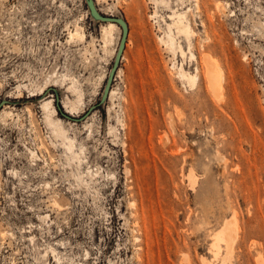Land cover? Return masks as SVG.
Wrapping results in <instances>:
<instances>
[{
  "label": "rangeland",
  "instance_id": "rangeland-1",
  "mask_svg": "<svg viewBox=\"0 0 264 264\" xmlns=\"http://www.w3.org/2000/svg\"><path fill=\"white\" fill-rule=\"evenodd\" d=\"M94 1L128 25L103 102L116 23L0 0V264H264V0Z\"/></svg>",
  "mask_w": 264,
  "mask_h": 264
},
{
  "label": "bare ground",
  "instance_id": "bare-ground-1",
  "mask_svg": "<svg viewBox=\"0 0 264 264\" xmlns=\"http://www.w3.org/2000/svg\"><path fill=\"white\" fill-rule=\"evenodd\" d=\"M182 1V4L184 3V0H180ZM191 2L194 3L195 5V8L196 10H201L202 9V3H201V0H190ZM163 3L165 4H168V1L167 0H162ZM189 8V7H188ZM179 20H177V24H178V27L180 29V31L190 40V37L192 35H195V30H194V25L192 24V20L189 21L187 24L185 22H183V12L181 11L179 14ZM209 21L211 23V19L209 18ZM202 25L203 26H207L206 22L205 21H202ZM107 27V26H106ZM115 27V26H114ZM113 29L112 26L110 27H107L105 29V32H110V30ZM177 29V28H176ZM175 29V30H176ZM76 34V33H75ZM79 34V33H77ZM110 34V33H109ZM182 34V35H183ZM208 38V37H207ZM106 42V41H105ZM167 42V41H166ZM171 44V42H170ZM179 45V44H178ZM182 46V45H181ZM175 47V46H174ZM180 47V46H179ZM173 48V47H172ZM180 49V48H179ZM183 50V49H181ZM193 54V53H192ZM210 54L207 53V58L206 55H205V65H204V76L207 80V82L210 84V86L212 87L213 90H215L216 92L219 91V95L221 94L220 90L222 85H223V82L224 83H228L227 81V73L226 71L224 70L222 64L218 63L217 61L215 62L214 59H212V57L209 56ZM211 58V60H210ZM197 79V78H196ZM111 90V89H110ZM110 93V91H109ZM109 96V95H108ZM221 96V95H220ZM223 98V97H222ZM45 108L48 107V104H45L44 106ZM50 118V117H49ZM54 132L57 136H60L62 137L63 140H68V137L65 135L64 133V130L62 128H59L57 127L56 125H54ZM72 144V143H71ZM68 145H69V142H68ZM70 147V146H69ZM70 149V148H69ZM217 157L220 161L224 160V157L221 155L220 151H218L217 153ZM130 172V171H129ZM195 176V175H193ZM192 176V177H193ZM191 178V177H190ZM196 178V177H195ZM195 178H192L191 179V182L192 184H196V180ZM215 246L217 249H222L221 247V242H225L227 248L231 251V247L233 246L234 242H235V238H236V229L235 227L233 226V219L230 220V221H227L226 223H224L223 225V228L220 230V232L215 235ZM214 243V242H213ZM214 246V245H213ZM221 247V248H220ZM226 248V249H227ZM229 251V252H230ZM215 252L217 251H214V254ZM218 254V253H217ZM225 257V256H224ZM229 258V257H228ZM224 260V259H223ZM227 261V260H226ZM226 261L224 262V264L226 263ZM223 263V262H222ZM216 264V263H215Z\"/></svg>",
  "mask_w": 264,
  "mask_h": 264
},
{
  "label": "water",
  "instance_id": "water-1",
  "mask_svg": "<svg viewBox=\"0 0 264 264\" xmlns=\"http://www.w3.org/2000/svg\"><path fill=\"white\" fill-rule=\"evenodd\" d=\"M86 4L88 7L89 14L91 15L93 19L97 21H103V22H114L120 27V36L118 40V45L116 47L112 65L107 73L104 87H103L102 94H101V98H100V102H103L108 97L112 81L114 79L116 70L118 68V64L122 57V52H123L126 39H127L128 25L122 16H112V15H105V14L100 13L94 0H86ZM2 104L3 102L0 103V106ZM69 117L72 118V116H69Z\"/></svg>",
  "mask_w": 264,
  "mask_h": 264
}]
</instances>
